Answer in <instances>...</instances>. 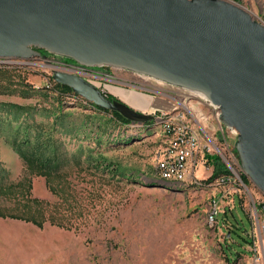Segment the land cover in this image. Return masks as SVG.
I'll use <instances>...</instances> for the list:
<instances>
[{
	"label": "rangeland",
	"instance_id": "rangeland-1",
	"mask_svg": "<svg viewBox=\"0 0 264 264\" xmlns=\"http://www.w3.org/2000/svg\"><path fill=\"white\" fill-rule=\"evenodd\" d=\"M226 1L239 4L264 25V0ZM2 62L0 213L5 216L0 215V264H241L246 247L254 258L242 264H264V193L241 166L232 172L238 186L223 184L220 177L209 181L213 164L195 170L194 179L203 181L189 178L184 184L164 179L157 169L167 150L176 153L172 134L157 123L159 114L174 110L175 117L178 107L170 105L183 100L187 89L110 67L105 77L117 78L118 87L123 85L120 81L139 87L130 88L144 94L149 103L140 112L158 115L148 123L124 125L58 87L54 71H65L58 62L41 57ZM87 77L103 82L100 88L110 95L104 85L112 84L110 80ZM109 91L120 95L122 89ZM8 110L22 116L14 118ZM37 129L41 140L52 136L58 147L61 167L50 183L58 193L43 176L32 177L29 189L20 186L27 167L13 142L17 137L33 138ZM214 154L207 155L218 156ZM103 159L116 171L99 169ZM221 164L228 170L224 161ZM234 196L236 203L231 204ZM27 198L45 202V216L36 213L45 222L43 229L11 217L31 218ZM216 202L217 209L227 208L228 214L220 213L212 221Z\"/></svg>",
	"mask_w": 264,
	"mask_h": 264
},
{
	"label": "water",
	"instance_id": "water-1",
	"mask_svg": "<svg viewBox=\"0 0 264 264\" xmlns=\"http://www.w3.org/2000/svg\"><path fill=\"white\" fill-rule=\"evenodd\" d=\"M37 50L84 68L124 69L205 94L220 107L224 124L239 132L242 170L264 193V25L239 4L0 0V58L25 61L40 57ZM53 79L132 123L155 119L111 100L81 74L55 70Z\"/></svg>",
	"mask_w": 264,
	"mask_h": 264
},
{
	"label": "built area",
	"instance_id": "built-area-1",
	"mask_svg": "<svg viewBox=\"0 0 264 264\" xmlns=\"http://www.w3.org/2000/svg\"><path fill=\"white\" fill-rule=\"evenodd\" d=\"M16 59H14L15 61ZM59 64V68L70 73H76L86 76H92L100 78L103 76H109L108 74H101L97 72L81 71L74 67ZM3 65V64H2ZM95 86L101 84L95 79H91ZM98 82V83H96ZM102 85V84H101ZM100 85V86H101ZM100 86H97L100 88ZM102 89V88H100ZM185 89V88H184ZM103 90V89H102ZM106 92V89L103 90ZM187 94L183 95V100H176L175 97L170 95V98L176 100V104L172 107H178V114H175V118L169 119V126L173 127L174 132L180 137L179 153H172L167 150V158L162 160L161 164L158 165L160 174L177 175L184 177V182H188L189 178L191 181H203L200 179H194L195 170L198 166L211 165L210 158L208 157L212 151H214L224 161L226 166L233 168V174L238 172V167L241 166L240 159L236 154V145L238 142V131L229 127L222 121V112L220 107H210V99L203 93L198 91L186 90ZM159 115H165V111H161ZM158 116V115H157ZM156 116V117H157ZM205 142L206 144H203ZM203 152H208L203 155ZM214 154V155H216ZM184 155L193 156V168H185L184 166ZM207 181V180H205ZM242 180L240 179V182ZM223 184L229 186H238L237 180L234 176L226 178L222 181ZM233 202L236 203V196L233 197ZM216 207L213 214V221L217 220L216 216L220 213L227 214V208H223V211ZM256 222L259 220L256 218ZM219 225V222L218 224ZM259 229V226H258Z\"/></svg>",
	"mask_w": 264,
	"mask_h": 264
},
{
	"label": "trees",
	"instance_id": "trees-1",
	"mask_svg": "<svg viewBox=\"0 0 264 264\" xmlns=\"http://www.w3.org/2000/svg\"><path fill=\"white\" fill-rule=\"evenodd\" d=\"M39 51L44 52L47 56H54V55L49 54L45 50H39ZM70 60H72V59H70ZM1 64H5V63L2 62V63H0V65ZM99 69H101V68H99ZM57 86L60 87L62 90L69 91L70 93L74 94L72 89L67 87V86H64L61 84H57ZM74 95L77 96L76 94H74ZM77 97H79V96H77ZM109 98L111 100L115 99V97L112 95H109ZM6 106L11 107L8 105H6ZM15 107L17 108V110L23 109V108H20L17 106H15ZM93 108H95L98 111H104L105 113H111V115H113L114 118H117L124 125L131 124V122L129 120L125 119L118 112L108 111V110L102 109L100 107H97L95 105H93ZM7 112H8V114L12 115L14 118H18V117L22 116L21 113H19L17 111L13 112L11 110H8ZM158 118H155V119H158ZM157 123L161 124L160 118L157 120ZM39 133H40V130L37 129V134H35V136L33 138L28 137V136H23L22 138L17 137L16 140L13 142V144L15 146V150L19 153L20 157L24 160L26 167H27V174L28 175H27V177H25L22 180L23 182L24 181L25 182L24 183L22 182L20 184V186L22 185L23 188L29 189L31 187L32 177L43 176L46 178L47 185L50 187L51 191L53 193H58V190L56 188L50 186L51 179H52L53 175L61 167V161H60L61 159L58 156V147L55 144L56 141L53 140L52 136L50 138L45 139V140H41L42 136ZM236 154L238 155L237 150H236ZM210 161L213 165H215V170H214V173H213V175L209 181H212V180L219 178V177L231 175V172L229 169L227 170L224 167H222L221 159L219 156H214V157L210 158ZM110 167H111V164H108V161L106 159L105 160L103 159L102 161H98V168L99 169L102 168V169H107V171H109V169L111 170ZM3 171L4 170L0 167V178H2V176H3ZM111 171L115 172L116 170H111ZM242 179H243L245 184H248V182H247L248 178L246 175H243ZM26 181L29 182L28 187L25 186ZM27 200H28L27 206L30 208V211L32 213L31 214L32 216H30L31 218H19L18 216L17 217L11 216V217L14 219H21V220H24L26 222H32L37 227L43 229L45 222L40 221L36 217V213L37 214L39 213L42 217L45 216L46 212H45V208H43V205L45 204V202L41 201L39 199H36V198H34V199L33 198H27ZM227 214H228V212H227ZM227 214H225V215H227ZM0 215L5 216V214H2V213H0ZM51 223L53 225L55 224L53 222H51ZM232 233H233V231L226 233V236L228 235V237H229L228 239H231ZM227 257L230 260V257L229 256H227Z\"/></svg>",
	"mask_w": 264,
	"mask_h": 264
},
{
	"label": "bare ground",
	"instance_id": "bare-ground-1",
	"mask_svg": "<svg viewBox=\"0 0 264 264\" xmlns=\"http://www.w3.org/2000/svg\"><path fill=\"white\" fill-rule=\"evenodd\" d=\"M10 58H0V61H8ZM11 60V59H10ZM102 68V67H101ZM84 76V75H83ZM85 77V76H84ZM107 80H110V79H107ZM111 82H114L115 81H112L110 80ZM117 81V80H116ZM116 83H119L118 81ZM120 84V83H119ZM123 84V83H121ZM124 85V84H123ZM128 85V84H127ZM130 87H133L132 85H129ZM210 107H218V105H215L211 100H210ZM174 107H171V109H173ZM174 110H171V111H166L165 112V115H161L159 118H160V122L161 124L163 125L164 127V131L165 133L166 132H169L172 134V139L173 140V148H172V151L176 152V153H179V144H180V137H178V135L176 134V132H174L173 130V127L172 126H169V119H172V118H175L174 116H172V113ZM178 111V110H177ZM178 113V112H177ZM156 118V117H155ZM170 135V134H169ZM169 140V138H168ZM238 140H239V132H238ZM193 162V156L192 155H184V166L185 168L187 167L188 168V162ZM191 164V163H190ZM230 172H231V175L229 176H224V177H220V181L226 179V178H229L231 176H233L232 172H233V168H230L229 166H226ZM162 177L166 180H168V176L166 174H162ZM169 181H172V182H184V177L182 176H177V175H169ZM167 182V181H166ZM184 184V183H183ZM192 184V183H191ZM197 184V183H196ZM192 186V185H191ZM194 186V185H193ZM215 204V207H216V203ZM215 210V209H214ZM211 220L213 221V214L211 215Z\"/></svg>",
	"mask_w": 264,
	"mask_h": 264
},
{
	"label": "crops",
	"instance_id": "crops-1",
	"mask_svg": "<svg viewBox=\"0 0 264 264\" xmlns=\"http://www.w3.org/2000/svg\"><path fill=\"white\" fill-rule=\"evenodd\" d=\"M101 84H103V82H101ZM101 84H99V85H97V86H100ZM104 85H105V87L108 89V92L111 94V95H114L115 97H117V98H119L120 100H122V101H124L125 103H127L129 106H131L132 108H134V109H136L137 111H141V110H143V109H145V108H148V100L147 99H145L144 97H145V95L144 94H142L141 92H138V91H135V90H133V89H131L130 87H128V88H125V86H123V85H119V87H118V84H114V83H112V84H106V83H104ZM114 85V86H113ZM115 85H117V86H115ZM120 86H122V87H120ZM110 88H113L114 90H117L118 88H121L122 89V91H121V94L119 95L118 94V92L117 93H115V92H112V91H109V89ZM121 96H123V97H127L128 99H129V101H131L133 104H135V106L134 105H131V103H128V102H126ZM148 103V104H147ZM140 106V107H139ZM141 107H143V108H141ZM172 106L170 105V108H171ZM166 112V111H165ZM251 222H252V220H251ZM252 226H253V224H252ZM256 226L258 227V223L256 222ZM251 234H249V236H250ZM251 237V236H250ZM250 241V242H249ZM248 241V243L250 244L251 243V240H249ZM253 242V241H252ZM262 250H264V245H263V243H262ZM247 252H245L244 253V255H243V257H241V261H242V263L243 262H246V263H248V258H254V256H252V255H250V249L249 248H244ZM241 263V264H242ZM240 264V263H239Z\"/></svg>",
	"mask_w": 264,
	"mask_h": 264
},
{
	"label": "flooded vegetation",
	"instance_id": "flooded-vegetation-1",
	"mask_svg": "<svg viewBox=\"0 0 264 264\" xmlns=\"http://www.w3.org/2000/svg\"><path fill=\"white\" fill-rule=\"evenodd\" d=\"M37 51L39 52L41 58L51 59L55 63L58 62V63H61V64H65V65L74 67L75 69H80L82 72L83 71H87V72H94L95 71L97 73L107 74L106 71H110V67H102L101 69H99V68H84V67L80 66L77 62H75L74 60H70V59L64 58V57L47 56L44 52H41L39 50H37ZM37 56H39V55H37ZM84 76L87 78L86 75H84ZM87 79L91 82V80L89 78H87ZM116 80H118V79L116 78ZM120 82L123 83L122 81H120ZM112 83H114V82H112ZM123 84H124L125 88H128L127 83H123ZM112 96H114V95H112ZM114 100H120V99L115 97Z\"/></svg>",
	"mask_w": 264,
	"mask_h": 264
}]
</instances>
